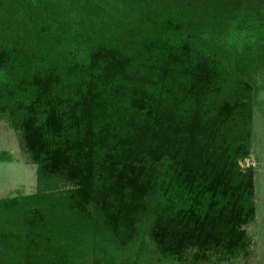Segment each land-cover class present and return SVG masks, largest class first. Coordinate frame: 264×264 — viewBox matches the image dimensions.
<instances>
[{"label": "trees", "instance_id": "obj_1", "mask_svg": "<svg viewBox=\"0 0 264 264\" xmlns=\"http://www.w3.org/2000/svg\"><path fill=\"white\" fill-rule=\"evenodd\" d=\"M261 70L264 0H0V264H247Z\"/></svg>", "mask_w": 264, "mask_h": 264}, {"label": "rangeland", "instance_id": "obj_2", "mask_svg": "<svg viewBox=\"0 0 264 264\" xmlns=\"http://www.w3.org/2000/svg\"><path fill=\"white\" fill-rule=\"evenodd\" d=\"M250 155L239 160L241 167L254 168L255 218L245 230L251 238L247 264H264V70L255 75ZM36 167L27 162L16 132L0 118V199L31 194L36 187Z\"/></svg>", "mask_w": 264, "mask_h": 264}, {"label": "water", "instance_id": "obj_3", "mask_svg": "<svg viewBox=\"0 0 264 264\" xmlns=\"http://www.w3.org/2000/svg\"><path fill=\"white\" fill-rule=\"evenodd\" d=\"M240 161H244V160L241 158Z\"/></svg>", "mask_w": 264, "mask_h": 264}]
</instances>
